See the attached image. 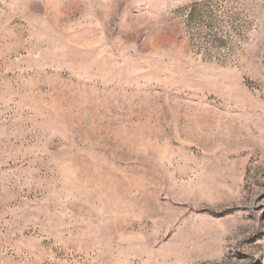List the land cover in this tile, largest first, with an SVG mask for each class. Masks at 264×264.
I'll return each mask as SVG.
<instances>
[{
  "label": "rangeland",
  "instance_id": "rangeland-1",
  "mask_svg": "<svg viewBox=\"0 0 264 264\" xmlns=\"http://www.w3.org/2000/svg\"><path fill=\"white\" fill-rule=\"evenodd\" d=\"M0 264H264V0H0Z\"/></svg>",
  "mask_w": 264,
  "mask_h": 264
}]
</instances>
